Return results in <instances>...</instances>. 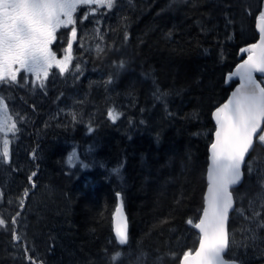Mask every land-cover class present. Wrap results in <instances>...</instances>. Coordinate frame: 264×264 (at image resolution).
<instances>
[{
    "label": "trees",
    "instance_id": "obj_1",
    "mask_svg": "<svg viewBox=\"0 0 264 264\" xmlns=\"http://www.w3.org/2000/svg\"><path fill=\"white\" fill-rule=\"evenodd\" d=\"M98 11L103 51L85 49L78 38L69 72L39 103L42 118L36 121L31 153L21 151L23 137L11 139L18 147L11 168L26 187L13 214L4 210L8 193L2 187L0 217L8 224L0 226V264H29L24 246L43 264H113L117 251L122 253L117 264H180L183 253L198 246L194 225L206 202L213 113L238 83L228 75L245 57L240 49L258 39L256 16L247 0H116L112 9ZM86 12L75 14L82 29L96 26L92 14L81 21ZM246 28L254 30L252 35ZM65 37L63 32L59 38ZM109 110L120 113L119 119L113 122ZM73 151L75 166L67 163ZM259 157L264 147L257 145L242 184L233 190L230 245L245 222L238 210L249 212L246 202L257 189L248 165ZM32 172H37L34 188ZM36 195L48 200V213L40 212ZM121 198L130 224L125 246L114 234ZM226 257L240 261L230 248Z\"/></svg>",
    "mask_w": 264,
    "mask_h": 264
},
{
    "label": "snow or ice",
    "instance_id": "obj_2",
    "mask_svg": "<svg viewBox=\"0 0 264 264\" xmlns=\"http://www.w3.org/2000/svg\"><path fill=\"white\" fill-rule=\"evenodd\" d=\"M115 4L116 0H0V85H19L21 80L27 83V76L31 75L39 82L38 87L43 89L44 81L52 68L58 69L60 74L69 72L73 42L77 40V10L82 7L87 9L80 17L83 21L100 8L112 9ZM257 27L258 42L240 49L247 58L228 77H239V87L213 113L216 129L215 139L211 143L206 207L199 222L194 225L200 230L199 248L195 253L191 249L185 251L180 264H229L224 255L230 242L227 222L235 205L232 188L243 180L246 157L255 151L257 145L264 147V9L259 11ZM60 29L70 31L67 46L63 48V58H58L52 48L58 41L57 32ZM97 48L103 51L99 45ZM119 66L123 67V63ZM76 69L80 70L78 64ZM21 73L25 75L22 76ZM257 74H260L261 79L256 78ZM6 108L5 97L0 96V109ZM120 115L115 110L108 112L113 122ZM16 132V122L7 115L0 116V156L5 162H10L8 134ZM35 155L33 152V158ZM77 158V153L73 151L68 155L67 163L75 166ZM113 171L119 172V169ZM253 171L249 164L248 172ZM36 176L37 172H32L29 176L33 188L36 186L33 177ZM260 189L255 198L249 201V206L253 208V218L260 217L264 212V175L260 177ZM23 195L27 197L28 191L25 190ZM116 195L121 197L120 193ZM2 196L3 192H0V197ZM257 201L261 211L254 208ZM20 206L23 207V198ZM115 215L121 220L115 229V240L118 245L125 246L129 242V236L122 198ZM18 216L19 212L11 218L13 229L17 225ZM187 223L191 225L193 221L189 219ZM7 224L8 221L0 217V226ZM13 239L16 242L22 241L15 231ZM28 251L24 246L25 258L29 264H43L28 255ZM121 256L120 251L115 252L111 257L113 264H117Z\"/></svg>",
    "mask_w": 264,
    "mask_h": 264
},
{
    "label": "rangeland",
    "instance_id": "obj_3",
    "mask_svg": "<svg viewBox=\"0 0 264 264\" xmlns=\"http://www.w3.org/2000/svg\"><path fill=\"white\" fill-rule=\"evenodd\" d=\"M247 3H250V12L252 13L251 16L255 15V20H257L259 11L262 10V0H247ZM83 8L85 9V7L79 8L76 15ZM75 18L78 20L77 16H75ZM91 18L95 20L96 26L90 25V27L82 29L80 44L84 45L85 49L91 50L94 48L97 50V45H99V48L102 49L105 46V38L100 29L103 23V18L99 15V11H97V14H92ZM252 31L254 30H247L249 35H252ZM63 32L65 33L66 29L58 30V41L53 44L59 48L57 51L58 58H63V48H66L67 46V41L65 40L64 46L60 47L59 34ZM64 74L65 73L60 74L58 69L52 68L49 72L48 78L44 81L45 87L43 89L38 87L39 82L35 81V77L31 75L27 76V83L21 80L20 84L17 85L20 89L17 88L18 91L16 92H8L7 90L9 89L5 88L6 85H0V96L5 97V102L7 104L6 109H0V116L7 115L11 117L12 120L16 122V126L18 128V132L15 134L9 133L7 137L10 141V162H5L4 158L0 156V192H3L4 195L5 192L2 188L4 187L8 193L6 198V206H4V210L7 213L13 214L10 211L19 203L21 188L26 187L23 182H18L15 175L16 169L11 168V162L13 161V150L18 149V147L12 146L11 139L15 138L14 142H16L18 136L23 137L24 140L21 145V151L24 154L31 153V149L34 148L33 146H35L34 142L32 143V139L38 138L37 135H35L34 130L37 126L36 121L38 119L41 120L42 118H40V115L38 114V108L40 106L39 103L41 102L44 93L54 88ZM21 75L24 76L25 74L21 73ZM32 112L34 115L31 114ZM38 134L40 135L41 132L39 131ZM0 141H2V137H0ZM37 145H39V143ZM0 151H2V143H0ZM40 155L41 154L39 153V156ZM20 164L23 170H25V167L28 164V158H26L25 155L20 159ZM252 168L254 171L250 172L252 173L251 179L256 183L254 186H257V189L253 192L254 194L251 200H253L256 194L261 190L260 177L264 175V157H259L256 162L253 161ZM6 169L7 171H5ZM37 197L38 195H36V197H34L35 199L33 200L34 202L37 201L36 205L38 207L40 206V212L48 213L51 208V205L47 203L48 200H42V202ZM32 203L29 209L31 212L33 210ZM246 204L250 213L238 210L245 222L242 220L240 224V231L234 233V239L231 236L230 250L233 251L234 255L237 256L244 264H264V212H262L260 217L253 218V208L249 206V199L247 200ZM254 208L257 211H261L259 207V201L255 203ZM42 219L45 218L42 217ZM29 221L30 218L27 213L25 215L24 222L29 223Z\"/></svg>",
    "mask_w": 264,
    "mask_h": 264
},
{
    "label": "water",
    "instance_id": "obj_4",
    "mask_svg": "<svg viewBox=\"0 0 264 264\" xmlns=\"http://www.w3.org/2000/svg\"><path fill=\"white\" fill-rule=\"evenodd\" d=\"M262 5H263V9H264V0L262 1ZM255 27H256V30H257V32H258L257 20H256V25H255ZM258 34H259V33H258ZM77 36H78V32H77ZM258 40H259V37H258L257 41H255L254 43L258 42ZM74 43H75V42H73V45H74ZM243 55H244V54H243ZM246 58H247V55L244 57V59H246ZM244 59H243V60H244ZM243 60H242L240 63H242ZM240 63H239V64H240ZM235 69H236V67L234 68L233 72L235 71ZM258 76H260V74H257V75H256V78L259 80V77H258ZM228 77H229V75H228ZM233 78H235V79L238 78V79H239V77H233ZM228 79H229V78H228ZM229 80H230V79H229ZM239 85H240V79H239L238 84L233 88V90L231 91V93L229 94V96L227 97V99H226L221 105H223L224 103H226V102L228 101V99L231 97V94L236 90L237 87H239ZM221 105H219V106H221ZM219 106H218V107H219ZM213 117H214V115H213ZM214 121H215V119H214ZM214 133H215V132H214ZM214 139H215V136H214ZM213 141H214V140H213ZM210 148H211V146H210ZM249 155H250V154H249ZM248 157H249V156H248ZM248 157H246V161H247ZM245 164H246V163H245ZM210 165H211V154H210V159H209L208 171H209ZM244 167H245V166H244ZM207 177H208V176H207ZM243 179H244V177H243ZM208 182H209V181H208ZM242 182H243V180L241 181V183H240L239 185H235V186H233V188L240 186V185L242 184ZM208 186H209V184H208ZM233 188H232V195H233V198H234V200H235V205H234V208H233V210H234L235 207H236V199H235V195H234V192H233ZM207 194H208V187H207V190H206V193H205V200H206V198H207ZM205 207H206V202H205ZM233 210L230 211V213H229V218H228V222H227V229H228V234H229V241H230V230H229L230 215H231V212H232ZM123 215H124V217H126L127 230H128V236H129V232H130V224H129V219H128V215H127V213H126V210H125L124 204H123ZM202 215H203V212H202ZM202 215H201V217H202ZM201 217H200V218H201ZM120 222H121L120 217H118V216L115 215V217H114V234H115V229H116L118 223H120ZM198 222H199V221H198ZM198 222H197V223H198ZM196 230H197V232L200 234V230L197 229V228H196ZM199 241H200V240H199ZM229 244H230V242H229ZM198 248H199V243H198L197 248L193 251V253H195V251H196ZM228 250H229V247H228V249L226 250V253L228 252ZM226 253H225V255H224V259H225L226 261H228L229 264H241L238 260L227 258V257H226Z\"/></svg>",
    "mask_w": 264,
    "mask_h": 264
},
{
    "label": "flooded vegetation",
    "instance_id": "obj_5",
    "mask_svg": "<svg viewBox=\"0 0 264 264\" xmlns=\"http://www.w3.org/2000/svg\"><path fill=\"white\" fill-rule=\"evenodd\" d=\"M80 24H76V27H77V32H78V38H80L81 37V35H82V28L79 26ZM65 34H66V37L65 38H63L62 40H60V47L62 46H64V44H65V40L67 41L68 39H69V35H70V31H69V29H66V32H65ZM78 41V40H77ZM76 42V41H75ZM75 44V43H74ZM74 47H75V45H73V48H72V53H73V50H74ZM52 48H53V51H56V54H57V51H58V49L59 48H57V46L56 45H53L52 46ZM51 74V73H50Z\"/></svg>",
    "mask_w": 264,
    "mask_h": 264
},
{
    "label": "bare ground",
    "instance_id": "obj_6",
    "mask_svg": "<svg viewBox=\"0 0 264 264\" xmlns=\"http://www.w3.org/2000/svg\"><path fill=\"white\" fill-rule=\"evenodd\" d=\"M214 3H215V2H214ZM217 4H218V3H217ZM219 7H220V6H219ZM153 34H154V33H153ZM133 73H134V72H133ZM133 75H134V74H133ZM131 76H132V75H131ZM129 77H130V75H129ZM122 78H123V77H122ZM113 130H114V129H113ZM115 132H116V131H115ZM115 132H114V134H115ZM109 134H110V133H109ZM114 134H113V135H114ZM118 135H119V134H118ZM109 136H110V135H109ZM113 137H114V136H113ZM113 137H112V138H113ZM109 138H110V137H109ZM112 140H113V139H111V141H112ZM114 140L116 141V139H114ZM114 140H113V142H115ZM51 144H52V143H51ZM49 145H50V144H49ZM108 145H109V144H108ZM51 146H52V145H51ZM51 146H49V147H51ZM47 148H48V147H47ZM48 152H49V151H48ZM46 166H47V165H46ZM132 169H133V168H132ZM128 170H129V169H128ZM134 170H135V169H134ZM137 170H138V169H137ZM137 170H136V171H137ZM129 171H130V170H129ZM136 171H134V172H136ZM47 172H48V171H47ZM131 172L133 173V170H131ZM138 172H139V171H138ZM55 173H56V172H55ZM133 174H134V173H133ZM137 174H138V173H137ZM127 175H129V174H127ZM130 175H131V174H130ZM139 175H140V174H139ZM132 176H133V175H132ZM136 176H137V175H136ZM41 177H42V176H41ZM126 178H128V177L126 176ZM131 178H133V177H131ZM134 178H135V177H134ZM134 178H133V179H134ZM137 178H138V177H137ZM135 179H136V178H135ZM135 179H134V180H135ZM128 181L130 182V178H128ZM131 181H132V179H131ZM84 182H85V181H84ZM125 184H126V183H125ZM129 184H130V183H128V185H129ZM131 185H132V184H131ZM135 185H136V183H135ZM135 185H133V187H134ZM150 185H151V184H150ZM130 189H131V188H130ZM40 191H41V190H40ZM33 194H34V193H33ZM34 197H35V196H34ZM30 205H31V204H30ZM34 205H35V204H34ZM34 205H33V206H34ZM28 206H29V205H28ZM26 210H27V209H26ZM128 219H129V218H128ZM129 234H130V233H129ZM252 248H253V247H252ZM246 254H247V253H246ZM259 256H260V255H259ZM260 257H261V256H260ZM262 257H263V256H262Z\"/></svg>",
    "mask_w": 264,
    "mask_h": 264
}]
</instances>
